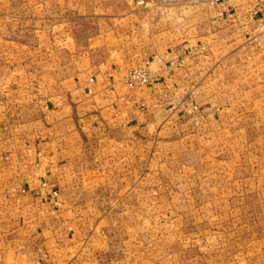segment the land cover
Masks as SVG:
<instances>
[{
  "label": "crops",
  "instance_id": "obj_1",
  "mask_svg": "<svg viewBox=\"0 0 264 264\" xmlns=\"http://www.w3.org/2000/svg\"><path fill=\"white\" fill-rule=\"evenodd\" d=\"M212 1L0 0V264H89L131 208L156 264H264V235L185 232L162 155L146 164L147 139L202 143L264 115L256 0ZM137 68L150 83L130 88Z\"/></svg>",
  "mask_w": 264,
  "mask_h": 264
},
{
  "label": "rangeland",
  "instance_id": "obj_2",
  "mask_svg": "<svg viewBox=\"0 0 264 264\" xmlns=\"http://www.w3.org/2000/svg\"><path fill=\"white\" fill-rule=\"evenodd\" d=\"M177 138L178 144L171 146L166 141L176 139L161 137L163 144L157 148L147 139L145 153L147 166L154 163L150 159L155 150L162 155L163 163L159 164L166 195L175 204L185 232L197 236L264 235V115L238 113L237 129L228 128L221 136L216 131L202 143L188 140L183 133ZM137 169L132 167V171ZM133 195L131 207L140 199V194ZM100 197L105 206L116 207L119 202L116 194L103 193ZM129 215L136 216L132 208ZM133 217L129 226L126 221L123 226L109 227V251L89 264H156L163 255L155 253L159 239L150 225H143L142 219L136 223ZM138 237L142 240L140 248Z\"/></svg>",
  "mask_w": 264,
  "mask_h": 264
},
{
  "label": "built area",
  "instance_id": "obj_3",
  "mask_svg": "<svg viewBox=\"0 0 264 264\" xmlns=\"http://www.w3.org/2000/svg\"><path fill=\"white\" fill-rule=\"evenodd\" d=\"M222 0H213L212 5L221 2ZM254 19L259 24L260 29L264 33V0H256L254 8ZM128 86L133 88L134 86L146 87L151 80V77L146 69L137 68L131 70L128 75ZM53 196H57V193H54Z\"/></svg>",
  "mask_w": 264,
  "mask_h": 264
}]
</instances>
